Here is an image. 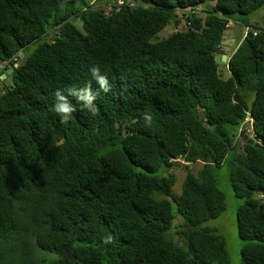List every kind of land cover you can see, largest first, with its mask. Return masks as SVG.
<instances>
[{"label":"trees","instance_id":"trees-1","mask_svg":"<svg viewBox=\"0 0 264 264\" xmlns=\"http://www.w3.org/2000/svg\"><path fill=\"white\" fill-rule=\"evenodd\" d=\"M263 8L0 0V67L18 64L9 85L0 69V264H229L225 237L202 226L226 209L215 170L227 156L243 201L241 264H264V25L252 19ZM180 15L186 30L153 41ZM231 22L248 30L223 79L216 56L226 55ZM94 64L111 85L103 93L92 81L95 117L67 94L88 84ZM57 89L76 107L67 124L53 110ZM248 116L258 148L224 130H241ZM176 166L186 170L180 196Z\"/></svg>","mask_w":264,"mask_h":264},{"label":"rangeland","instance_id":"rangeland-1","mask_svg":"<svg viewBox=\"0 0 264 264\" xmlns=\"http://www.w3.org/2000/svg\"><path fill=\"white\" fill-rule=\"evenodd\" d=\"M95 1V0H93ZM97 8H103L106 10V12L110 11L112 9L111 5L108 6H97ZM255 17L254 20L259 21L260 25H264V8L260 10L257 15H253L252 19ZM258 19V20H257ZM262 19V20H260ZM77 26H80V23H76ZM188 27V24L185 22V20L180 15V22L178 25L171 24L167 28H165L163 31L157 34L156 37L153 38V41L155 39L158 40H165L167 39L171 34L177 32V31H183L186 30ZM247 28L244 26L239 25L238 23L231 22L229 29H227L225 33V39L223 41V46L225 49V53L227 57H229L232 53L235 52L237 46L239 45L240 40L245 36L247 32ZM37 45L33 44L29 46L27 49H25L23 52L19 54L18 58L19 60L23 61L28 55L32 53L34 48H36ZM228 58L225 61H220V72L223 79H228L231 74L228 71L227 67ZM3 71L9 70L11 66L3 65ZM3 75V73H2ZM7 81V78L4 79ZM224 130L229 133V135L233 136L236 135L237 139H242L240 137L241 130H237L234 127L226 126ZM229 157L225 159L224 163L220 168H217L215 170V176L219 182V187L222 190V192L225 195L226 199V209L225 211L214 220H211L207 223H205L203 228H211V229H217L219 233H221L225 238L226 243V249L230 258L229 264H241L242 261V243L239 240V233L236 223V215L238 214V208L243 203L241 199H238L233 194V189L231 186V183L229 181ZM169 173H172L176 176V184L174 186L173 194L175 196H180L182 193V184L185 179L186 170L182 166H176L175 168L171 169ZM176 213V208L174 209ZM183 222L182 218L179 215H176L173 231H172V238L175 242L179 241V235L178 231L182 230L179 226V224ZM187 230V228H184Z\"/></svg>","mask_w":264,"mask_h":264},{"label":"clouds","instance_id":"clouds-1","mask_svg":"<svg viewBox=\"0 0 264 264\" xmlns=\"http://www.w3.org/2000/svg\"><path fill=\"white\" fill-rule=\"evenodd\" d=\"M120 3L122 4L123 2ZM88 71L91 75V80L88 82V84L81 88H76V87L70 88L67 94L75 97L77 103L79 105H82L83 110H86L87 113L95 117L100 112V109L96 104V100L98 98L99 93L93 91L92 81L94 80L97 82V84L99 85L98 88L99 91L103 93L110 92L111 85L108 76L102 73L99 64H94L90 66L88 68ZM54 100H55L53 106L54 112L60 117L61 123L67 124L69 120L73 117V113L76 111V107L70 103L68 96L65 95L60 89H57L54 92ZM140 116L141 119H143L146 124H150L153 120V115L147 110L140 113ZM111 241H112L111 236L105 237L103 239V242L105 244L111 243Z\"/></svg>","mask_w":264,"mask_h":264},{"label":"water","instance_id":"water-1","mask_svg":"<svg viewBox=\"0 0 264 264\" xmlns=\"http://www.w3.org/2000/svg\"><path fill=\"white\" fill-rule=\"evenodd\" d=\"M129 2H131V0H128ZM140 3L142 5H150L153 4V0H139ZM225 61L227 60V56L223 55L221 56H216V62L219 63L220 61ZM18 67V64H15L13 66H11V68L9 70H7L2 76L1 79L4 80L7 78V81H5L6 85H9L10 83H13L14 79L11 77V74L14 72V70ZM252 123V120L250 119V116H248L247 118V122H245L242 127H241V133H240V137L244 140L247 141L249 144H252V146L254 147H260L261 145L257 142V140L252 137V135L250 136L249 134H247L245 132V130L247 129V126Z\"/></svg>","mask_w":264,"mask_h":264},{"label":"crops","instance_id":"crops-1","mask_svg":"<svg viewBox=\"0 0 264 264\" xmlns=\"http://www.w3.org/2000/svg\"><path fill=\"white\" fill-rule=\"evenodd\" d=\"M2 66H3V65H2ZM2 66L0 67L1 70H3V67H2ZM5 72H6V71H4V73H5Z\"/></svg>","mask_w":264,"mask_h":264},{"label":"built area","instance_id":"built-area-1","mask_svg":"<svg viewBox=\"0 0 264 264\" xmlns=\"http://www.w3.org/2000/svg\"><path fill=\"white\" fill-rule=\"evenodd\" d=\"M121 4V3H120Z\"/></svg>","mask_w":264,"mask_h":264}]
</instances>
